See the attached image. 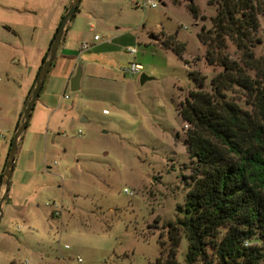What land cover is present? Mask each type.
I'll use <instances>...</instances> for the list:
<instances>
[{
  "label": "rangeland",
  "instance_id": "obj_1",
  "mask_svg": "<svg viewBox=\"0 0 264 264\" xmlns=\"http://www.w3.org/2000/svg\"><path fill=\"white\" fill-rule=\"evenodd\" d=\"M144 1H79L78 36L70 38L74 69H81L79 89L63 85L65 65L55 68L54 58L42 88L50 83L58 107L37 118L44 126L50 117L40 144H19L15 154L7 184L10 200L1 206L0 264H153L159 256L157 241H166V224L179 215L176 208L184 203L193 165L184 144L189 125L177 113L196 89L188 73L198 72L203 89L209 90L210 79L222 68L206 63L205 46L196 36L202 28L212 30L215 0H193L196 17L186 0L137 6ZM253 4L258 29L251 51L264 62V0ZM10 6L0 3L4 115L39 62L41 21L23 5ZM172 38L184 48L181 59L158 43ZM83 43L94 45L79 53ZM102 43L106 47H95ZM224 45L223 52L240 64V51L228 38ZM131 64L142 70L127 73ZM142 74L151 79L141 84ZM227 97L247 108L236 88ZM6 120L0 114L2 131ZM25 164L30 172L21 170ZM223 232L221 228L216 240ZM186 251L182 237L178 264H187ZM207 253L215 263L213 251L207 248Z\"/></svg>",
  "mask_w": 264,
  "mask_h": 264
},
{
  "label": "trees",
  "instance_id": "obj_2",
  "mask_svg": "<svg viewBox=\"0 0 264 264\" xmlns=\"http://www.w3.org/2000/svg\"><path fill=\"white\" fill-rule=\"evenodd\" d=\"M186 1L196 17L193 0ZM215 1L212 30L202 28L196 36L205 46L206 63L222 69L210 79L209 90L203 89L204 77L198 72L188 73L196 89L188 92L177 113L189 125L184 144L193 165L184 203L177 206L175 221L166 224V241H157L160 251L153 264H178L176 252L182 237L187 241V264L197 260L259 264L264 260V62L251 51L252 34L258 29L257 9L253 0ZM226 38L240 51V64L223 52ZM170 40L158 43L181 59L184 48ZM235 88L243 93L247 108L227 97ZM2 177L3 172L0 186ZM221 228L224 232L216 240ZM207 248L213 251L215 263Z\"/></svg>",
  "mask_w": 264,
  "mask_h": 264
},
{
  "label": "crops",
  "instance_id": "obj_3",
  "mask_svg": "<svg viewBox=\"0 0 264 264\" xmlns=\"http://www.w3.org/2000/svg\"><path fill=\"white\" fill-rule=\"evenodd\" d=\"M0 3L7 5L8 6L7 8L9 9L13 8V6L10 5H16V4L20 6L23 5L24 9H29L28 11L30 16L32 17L38 16L39 21H41V25L39 27L40 28L39 37L36 42L37 54L39 57V62H36V69L38 70L39 66L41 65V59L49 47V43L52 39V36L56 30V27L58 26V23L60 22V18L65 13V7L69 5L70 0H0ZM35 27L36 26H34V28ZM77 36H78V11L74 14L72 19L66 25V30H64L62 33V37L58 45L56 55L54 57L57 58L55 59L56 61L54 62L55 68H57V66L62 67L63 65H65L64 71L66 72L67 75L64 78L63 85L68 84L70 77H72L75 73V69H74L75 64L73 61L74 55H72L74 51L70 50L71 49L70 46L72 45L70 42V38ZM94 36L97 35L95 34ZM92 40L95 42L98 39L94 40L92 38ZM92 45H94V43L89 45V49L93 47ZM106 45L107 44L102 43L96 45L95 47L98 49L100 47H106ZM76 53L78 55V49ZM79 53H80V49H79ZM64 60L66 61L64 62ZM70 61L73 64L72 66H70ZM37 70L35 74L33 72V76L32 78L29 79V82L28 83L26 82L23 89V94L20 96L19 100H16L14 102L11 110L7 111L6 115H4V113H2L0 109V114L3 117H7V120L4 123L5 125L2 126L3 127L2 129H5L3 130L5 132L4 138L0 140V174L4 170V166L9 150V145H10L9 143L12 140L14 131L16 129V125L19 122L20 115L22 114V111L24 109L23 107L24 100L35 81ZM49 73H50V69L48 71V74ZM49 76L52 75L50 74ZM55 78H57V76ZM59 78H62V76ZM52 88L53 87H50V83L47 84L44 88H41V91L39 93V95L40 94L41 95L40 96L38 95L40 98L38 100L36 99L35 101L36 103H34V107H35L34 110L36 111L34 113L33 110L34 115L31 118V122L29 123V126L27 125L26 130L22 132L18 141L17 149L19 147V144L23 145L24 147L29 145L30 148L33 146V144L34 145L37 143L40 144L42 138L41 136H43L44 134L46 125L49 122L50 117L49 118L47 117L48 120L46 119L44 122H42L44 126L37 122V118H40L42 116L46 117L47 112H50V114L52 115L55 112L56 108L58 107L56 102L52 100V94H51L53 91ZM0 131L2 130L0 129ZM31 141L33 143L32 145H30ZM21 170L25 172H30L31 168L25 164L24 168H22ZM3 191H4V186L2 184L0 186V198L3 194ZM9 200L10 198L8 197V192H7L6 198L2 202L1 206L3 207L5 203L9 202Z\"/></svg>",
  "mask_w": 264,
  "mask_h": 264
},
{
  "label": "water",
  "instance_id": "obj_4",
  "mask_svg": "<svg viewBox=\"0 0 264 264\" xmlns=\"http://www.w3.org/2000/svg\"><path fill=\"white\" fill-rule=\"evenodd\" d=\"M80 0H72L70 2V5L67 7V10L63 14L62 18L60 19L59 25L57 27V30L55 32V35L53 37L52 43L49 47L48 50V55L45 61L41 64V67L38 71L37 76L35 77V82L34 86L30 92V95L27 99L26 105L22 111V116L20 119V123L18 127L15 129L11 143L9 145V150L7 154V159L5 162L4 170H3V177H2V184L4 186V191L3 194L0 198V217H1V205L2 202L5 200L6 195H7V184H8V179L10 177V174L12 172V167H13V162H14V157L17 151V145L19 138L22 134V132L26 129L29 116H30V111L34 106V103L41 91V88L43 86L44 80L48 74V71L52 65V62L54 60V57L56 55V51L58 48V45L60 43L62 33L66 28V25L68 22L72 19V17L75 14V10L78 6ZM81 77V69L78 67L72 77L69 79V89L71 91H77L79 89V80ZM151 78L142 74L140 76V83L143 84L145 81L150 80Z\"/></svg>",
  "mask_w": 264,
  "mask_h": 264
},
{
  "label": "built area",
  "instance_id": "obj_5",
  "mask_svg": "<svg viewBox=\"0 0 264 264\" xmlns=\"http://www.w3.org/2000/svg\"><path fill=\"white\" fill-rule=\"evenodd\" d=\"M138 7H143V8H155L157 7V0H145L143 2V5H137ZM94 40L98 39V36H94L93 37ZM89 49V45H87L86 43H83L80 47V52ZM136 51L135 49H129L128 53L130 54H134ZM142 70V67L139 64H131L130 68L126 70L127 73H138ZM103 113H106V111H103ZM4 138V133L2 131H0V140ZM125 193L126 190H125Z\"/></svg>",
  "mask_w": 264,
  "mask_h": 264
}]
</instances>
